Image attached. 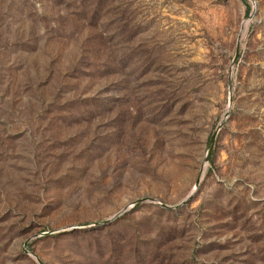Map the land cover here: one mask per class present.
<instances>
[{
  "label": "rangeland",
  "instance_id": "374dc122",
  "mask_svg": "<svg viewBox=\"0 0 264 264\" xmlns=\"http://www.w3.org/2000/svg\"><path fill=\"white\" fill-rule=\"evenodd\" d=\"M0 264H264V0H0Z\"/></svg>",
  "mask_w": 264,
  "mask_h": 264
}]
</instances>
